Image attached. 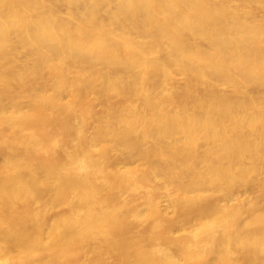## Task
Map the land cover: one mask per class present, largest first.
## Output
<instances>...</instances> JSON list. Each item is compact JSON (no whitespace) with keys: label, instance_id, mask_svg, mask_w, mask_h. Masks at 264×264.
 Listing matches in <instances>:
<instances>
[{"label":"bare ground","instance_id":"6f19581e","mask_svg":"<svg viewBox=\"0 0 264 264\" xmlns=\"http://www.w3.org/2000/svg\"><path fill=\"white\" fill-rule=\"evenodd\" d=\"M0 264H264V0H0Z\"/></svg>","mask_w":264,"mask_h":264},{"label":"rangeland","instance_id":"374dc122","mask_svg":"<svg viewBox=\"0 0 264 264\" xmlns=\"http://www.w3.org/2000/svg\"><path fill=\"white\" fill-rule=\"evenodd\" d=\"M240 194H242V195H241L242 197H245V196H243V192H241Z\"/></svg>","mask_w":264,"mask_h":264}]
</instances>
